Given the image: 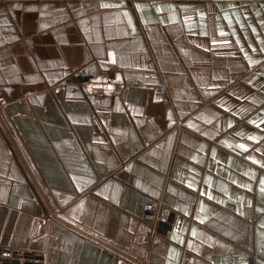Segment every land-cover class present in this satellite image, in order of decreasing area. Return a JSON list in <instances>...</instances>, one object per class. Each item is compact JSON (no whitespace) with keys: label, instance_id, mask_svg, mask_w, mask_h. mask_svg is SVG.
I'll list each match as a JSON object with an SVG mask.
<instances>
[{"label":"crops","instance_id":"obj_1","mask_svg":"<svg viewBox=\"0 0 264 264\" xmlns=\"http://www.w3.org/2000/svg\"><path fill=\"white\" fill-rule=\"evenodd\" d=\"M148 204L147 264H264V0H0V264H131Z\"/></svg>","mask_w":264,"mask_h":264},{"label":"built area","instance_id":"obj_2","mask_svg":"<svg viewBox=\"0 0 264 264\" xmlns=\"http://www.w3.org/2000/svg\"><path fill=\"white\" fill-rule=\"evenodd\" d=\"M159 91L162 95H166V91L163 87H159ZM144 210L150 219L151 228L141 240V254L132 257L131 264H147L146 256L155 236V228L164 218L162 209L157 205L148 204L144 207Z\"/></svg>","mask_w":264,"mask_h":264},{"label":"water","instance_id":"obj_3","mask_svg":"<svg viewBox=\"0 0 264 264\" xmlns=\"http://www.w3.org/2000/svg\"><path fill=\"white\" fill-rule=\"evenodd\" d=\"M4 264H19V262L18 261H11V262L4 261Z\"/></svg>","mask_w":264,"mask_h":264}]
</instances>
